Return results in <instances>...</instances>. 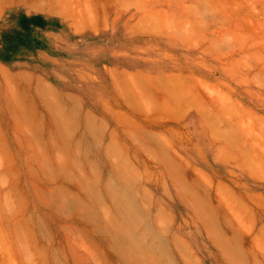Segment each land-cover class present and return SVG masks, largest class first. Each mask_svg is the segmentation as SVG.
Wrapping results in <instances>:
<instances>
[{"label": "rangeland", "instance_id": "rangeland-1", "mask_svg": "<svg viewBox=\"0 0 264 264\" xmlns=\"http://www.w3.org/2000/svg\"><path fill=\"white\" fill-rule=\"evenodd\" d=\"M0 264H264V0H0Z\"/></svg>", "mask_w": 264, "mask_h": 264}, {"label": "crops", "instance_id": "crops-1", "mask_svg": "<svg viewBox=\"0 0 264 264\" xmlns=\"http://www.w3.org/2000/svg\"><path fill=\"white\" fill-rule=\"evenodd\" d=\"M36 80H37V79H36ZM36 80H34V86H33V89H35L36 92L39 93V95H41V97L44 98V99L46 100V98L43 96L42 92L39 91L38 89H36V87H35ZM55 95H56V94H55ZM73 96H75V95H73ZM46 101H47L48 104H51L53 107H57V108H58L59 106H60L61 108H62V107H63V108L66 107V108H67V107H69V106L71 107V105L68 106V105L64 102V100H62L61 98H58V96H57V102H56V101H55V102H49L48 100H46Z\"/></svg>", "mask_w": 264, "mask_h": 264}]
</instances>
